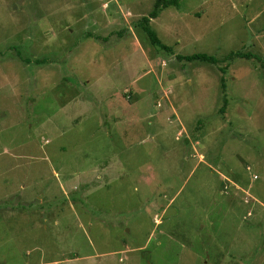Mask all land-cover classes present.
I'll return each mask as SVG.
<instances>
[{"label":"rangeland","instance_id":"1","mask_svg":"<svg viewBox=\"0 0 264 264\" xmlns=\"http://www.w3.org/2000/svg\"><path fill=\"white\" fill-rule=\"evenodd\" d=\"M155 2L0 0V264H264V0Z\"/></svg>","mask_w":264,"mask_h":264},{"label":"trees","instance_id":"2","mask_svg":"<svg viewBox=\"0 0 264 264\" xmlns=\"http://www.w3.org/2000/svg\"><path fill=\"white\" fill-rule=\"evenodd\" d=\"M177 5H178V0H156L152 11L146 17L142 19V22L144 23L143 31L145 32L149 42L152 45L166 52H170L171 48L161 43V41L156 36L155 32L149 28L148 23L151 19L157 18L160 11L167 9L170 6H177ZM233 57L245 58L247 56L245 54H240V53H231L229 54L227 58L231 59ZM177 59L180 61H186V62L198 61L201 63L210 64V65H214L218 63V60L216 58L206 55V54H192L188 56L178 55Z\"/></svg>","mask_w":264,"mask_h":264},{"label":"water","instance_id":"3","mask_svg":"<svg viewBox=\"0 0 264 264\" xmlns=\"http://www.w3.org/2000/svg\"><path fill=\"white\" fill-rule=\"evenodd\" d=\"M170 213H174V210H172L171 208L167 209V210L165 211L164 215L166 216V215H168V214H170Z\"/></svg>","mask_w":264,"mask_h":264}]
</instances>
